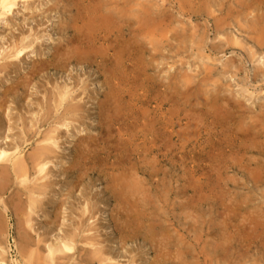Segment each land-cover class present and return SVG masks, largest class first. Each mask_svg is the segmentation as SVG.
<instances>
[{
    "label": "rangeland",
    "instance_id": "rangeland-1",
    "mask_svg": "<svg viewBox=\"0 0 264 264\" xmlns=\"http://www.w3.org/2000/svg\"><path fill=\"white\" fill-rule=\"evenodd\" d=\"M143 1L144 17L156 19L165 39L152 45L144 38L141 53L129 64L133 72L125 81L115 78L108 88L95 65L45 68L54 46L67 50L71 33L63 28L73 11L68 5L17 0L1 17L0 150L13 145L27 161L47 131L57 123L60 127L55 126L59 139L44 181H35L39 176L30 170L29 180L18 184L0 171V264H104L93 258L100 248L111 260L105 264H151L154 259L158 264H222L215 232L224 224L237 240L230 247L233 261L251 264L264 256V0ZM21 44L29 48L13 57ZM34 66L40 68L32 75ZM63 89L70 96L57 109L56 96ZM66 105L77 108L73 116H63ZM151 123L153 132L138 144L143 156L155 140V168L152 156L140 163L146 169L138 175L142 194L133 208L120 209L114 223L115 202L106 188L117 171L109 168L127 171L134 165L126 134ZM168 123L172 128L162 130ZM171 130L175 145L168 150L165 135ZM82 137L84 155L74 160L73 144ZM73 163L74 170L67 171ZM42 183H48L44 195H31ZM152 221L169 230L165 239L119 241L131 225ZM69 232L77 235L74 250L55 254L51 262L48 247L73 235ZM89 241L99 245L90 247Z\"/></svg>",
    "mask_w": 264,
    "mask_h": 264
},
{
    "label": "bare ground",
    "instance_id": "bare-ground-1",
    "mask_svg": "<svg viewBox=\"0 0 264 264\" xmlns=\"http://www.w3.org/2000/svg\"><path fill=\"white\" fill-rule=\"evenodd\" d=\"M16 1L17 0H0V20H1V17H4L5 14H7L11 11V8L16 4ZM24 1H27V0H24ZM142 1L141 0H59V2L65 4L64 6L68 5L70 7V9H69L70 11H71V9L73 10V11H71L72 15L68 17V20H67V22L63 28L64 30L70 31L71 39L68 41L69 44H67V50L65 52L62 53L60 51L59 45H56L51 49V51H50L52 53L51 58L46 61L48 64L46 66L44 65L45 68L49 67V69L55 68V69L62 70L68 64H71L72 62H74L76 65H80V64L95 65L97 67V69L102 72V75L104 77L103 82H104L105 86H107V88H108V84L110 82H111V84L113 82H115V78L124 77V81H125V79L128 78V75L133 72V68H131V66H129V64L132 63L134 57H136L138 54L141 53L142 48H143L144 38L148 44L151 42L152 45H155L156 44L155 40H158L159 38L165 39L160 34L162 32V31L160 32V30H162L161 25L156 26V25H158V23H155L156 19L149 18L147 16L148 14L146 15V17H144V15H143L144 12H143V8H142V4H143ZM184 2H186V1H184ZM148 3H150V2H148ZM243 8H244V6H243ZM152 16H155V15H152ZM241 16H243V15H241ZM235 20H237V19H235ZM129 21L131 22L130 28L127 27V23ZM160 21L161 20H159V22ZM223 26H225V24ZM223 26H222V28H223ZM190 35H192V34H190ZM253 39H255V38H253ZM258 41H255L256 44H259ZM27 48H29V45L26 46V45L21 44L20 46L16 47L15 50H13V54H12L13 57L20 56L21 53L23 52V50H25ZM9 52H11V51H9ZM39 68L40 67L34 66L33 71H31V73H33L32 75H35V73H36L35 71H38L37 69H39ZM114 75H115V77H114ZM124 81H123V83L126 84ZM149 86H152L154 88V85L150 84ZM149 86H148V88H150ZM116 87H117L116 91H119L117 85H116ZM109 88H111V86ZM153 88H150V89H153ZM111 90L112 89H108V91H111ZM69 96H70V93L68 91H65V90L59 91L57 93V96H56L57 102L55 101V103H57V105L55 107L58 109V107H60L62 105V103L64 101H66V99ZM69 100H70V98H69ZM66 106H68V105H66ZM158 106L161 107V104H158ZM0 107H1V105H0ZM64 108H63V110H64ZM76 110H77L76 107L68 106L65 109L63 116H66V115L73 116V113ZM47 112H48V110H47ZM127 116H129V115H127ZM49 118L50 117H48V119ZM138 118H139V116H138ZM151 118H152V116H151ZM129 119H131L130 122L134 120V118L132 117V114L129 117ZM152 120H153V118H152ZM156 122H154V123L156 124ZM32 123H33V121H32ZM32 123L30 124V128L33 127ZM152 123L149 124L148 126H146L147 129H145L144 131L133 130L132 132H130V134H126V135H128V140H127V142L129 143L128 145L133 146V149H134V150H132V153H130L133 157L132 159L134 160V162H133L134 165L132 167H130L127 171L121 169L122 167L119 165H118V167L111 165V167L109 168V170L112 171L113 173L117 171V173H116L117 175H113V177L108 179V188H106L107 192H109L111 194V196L115 202L116 211L113 212L114 213V215H113L114 223L117 221V217L119 216L120 209L122 208V209L126 210L128 208H133V206L135 205V202L139 200L137 198L138 194H142L141 193L142 190H141V186H140L142 180L140 179V177H138V175H139V173L144 174L146 172V169L144 167H141L140 163L143 162V160L147 156H152L151 159L154 161V162H152V164H153V166L156 165L154 163L156 162V159L158 158L157 153H159V150H157V148L154 147L155 146V140L153 139L150 142L149 147L145 148V150L142 152L143 156L140 155V151H139L140 145L138 144V142L140 140L142 141L143 137L149 136L148 132H150V133L153 132L152 129L155 128V124H152ZM168 124H170V123H168ZM191 124H192V122H191ZM61 125L65 126L63 124V122ZM55 126H54V129L50 128V130L47 131L48 133L46 135H44L43 139L40 141V145H38L32 153L30 152L31 154L28 156L27 161L25 160L24 156H22L21 149L13 150L14 149L13 145H10V147H8V150L7 149L0 150V169H1L0 171L2 172V174H1V175H3L2 177H6L8 179V178H10V175H12L18 184H25L29 180L28 173L30 172V170H32L33 174L39 176V177L35 178V181L43 180V178L46 177L47 172H48L46 167L48 164H50L52 162V158H54L55 151H54L53 147H55L57 145V139H59L58 138L59 131H58V128H56ZM102 126L103 125L101 124L100 131H102ZM58 127H60V126H58ZM135 128H137V127H135ZM169 128H172L171 124L163 126L162 130L163 129L169 130ZM109 129H110V127H109ZM105 132H107V131L105 130ZM125 133H127V131ZM163 135H164V132H161L160 136L162 137ZM120 136H122V135H120ZM165 136L167 137V140L169 141L168 146H167V149L169 150L170 147L175 145V143L171 139L172 130H171V132H169ZM86 144H87V141L83 137L76 139V141L73 144V148H72L74 160H76V158H79L82 155H84L83 153L85 152V145ZM143 144H147V143L144 142ZM185 147L186 146L183 147L184 151L186 149ZM124 153H127V150H124ZM126 160H128V159H126ZM154 168H155V166H154ZM72 170H74V163L72 165H70V167L67 169V171H69V172ZM119 171H121V172L119 173ZM124 171H126V172H124ZM153 172L155 174L156 171L154 170ZM153 172L152 171H151V173L148 172V175H150L149 177H152ZM125 179H128L129 182L125 181ZM35 181H33V182H35ZM0 182H1V180H0ZM5 183H6V181H5ZM0 185H1V183H0ZM47 186H48V183H42V184L38 185L36 189H31L30 194L34 195L36 193L38 195H40V194L44 195V192L47 190ZM41 197H42V195H41ZM38 198H40V197H38ZM30 199H31L30 203H31V205H33L35 203V200L32 198H30ZM130 200H133L132 201L133 203L131 202L132 204L130 203ZM146 204H145V206H146ZM27 207H28V205H27ZM27 209H29V208H27ZM84 210H88V212H89V206L87 208H85ZM144 215L145 214H143V216ZM257 216H258V214H257ZM134 217H135L134 219H138V217H136V214L134 215ZM27 218H29V217H27ZM29 222H30V220L26 219V223L30 224L31 222L30 223ZM120 222H122V221H120ZM19 224H20V222H19ZM21 224H22V222H21ZM139 224H141V223H139ZM131 226L132 227L127 228V229H131V230L129 232H125L126 234L124 235L123 239L120 238V240H119L121 243L123 242L122 245L124 244V242L127 241L125 239L131 240V239L137 238L139 236L143 240L152 244V242L156 240L155 238L157 236L160 237V240H161V238L165 239V237H164L165 233L167 234V232H169V230L167 228L162 226V223H158V224L155 223L154 224V221H152L148 225H145V226L143 225L144 227H141V226L139 227V225L137 226L135 224H133ZM217 228L218 229L215 232L216 250H217L218 256L222 260V264H230V263L231 264H238L237 261H233V259H236V257L233 256L234 254L232 255V253H230V247H235L234 243H237L235 236L233 237L230 235V231L228 230V226H226L225 224L222 227H217ZM231 228H232V226H231ZM232 230H233V228H232ZM26 232H27V230H26ZM116 232L118 233V235L120 234V232H122L118 226H116ZM21 233H23V232H21ZM69 233H72V232H69ZM27 235H28V233H27ZM24 236H26V235H24ZM76 236L77 235H75V234L68 235V237H66V239H64V241L59 242L58 245L56 244L52 247L49 246L48 250H47V255L49 258H47V259H50V261L52 262L55 254H60V253L66 254V253L73 251ZM119 237H121V235H119ZM17 243H15L16 249L18 248ZM20 243H21V241H20ZM158 243H161V241ZM87 245H89L90 247L95 246V248H96V246H98L99 244L97 242L89 241L87 243ZM260 247H261L263 254H264V245H262ZM24 249L26 251V248H24ZM100 249L93 251V253H92L93 258L99 259V262H104V264L106 263V261H111L109 259L110 257H108V256H107L108 258L105 257V252L103 250H100ZM160 250H161V248H160ZM22 252H23V249H22ZM166 252H167V248H166ZM45 256L46 255H44V257ZM167 256H169V255H167ZM164 257H166V255L163 256V259H164ZM260 258H261L260 260H258V259L253 260L251 264H264V256H262ZM3 260H4L3 257L0 256V263ZM230 260H231V262H230ZM88 261H89V259H88ZM156 261L157 260L154 259L153 263H151V264H158ZM54 262H56V260Z\"/></svg>",
    "mask_w": 264,
    "mask_h": 264
}]
</instances>
